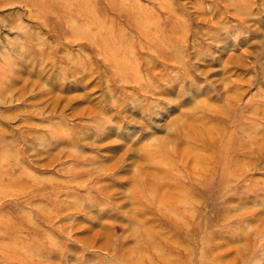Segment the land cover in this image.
Listing matches in <instances>:
<instances>
[{"label":"rangeland","instance_id":"1","mask_svg":"<svg viewBox=\"0 0 264 264\" xmlns=\"http://www.w3.org/2000/svg\"><path fill=\"white\" fill-rule=\"evenodd\" d=\"M81 1L0 0V264H264V0Z\"/></svg>","mask_w":264,"mask_h":264},{"label":"bare ground","instance_id":"2","mask_svg":"<svg viewBox=\"0 0 264 264\" xmlns=\"http://www.w3.org/2000/svg\"><path fill=\"white\" fill-rule=\"evenodd\" d=\"M83 7H84L83 2L81 0H79V2H77V4H76V8L74 10L77 11V10H79V8L82 9ZM79 14H80V16H79ZM79 14H76L74 16V19H80V17H83L85 14H87V12L83 11V13H79Z\"/></svg>","mask_w":264,"mask_h":264}]
</instances>
